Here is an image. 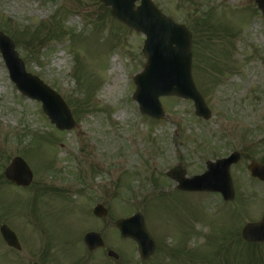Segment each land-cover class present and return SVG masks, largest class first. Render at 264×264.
Segmentation results:
<instances>
[{
    "label": "rangeland",
    "instance_id": "374dc122",
    "mask_svg": "<svg viewBox=\"0 0 264 264\" xmlns=\"http://www.w3.org/2000/svg\"><path fill=\"white\" fill-rule=\"evenodd\" d=\"M150 1L192 36L193 84L208 121L173 97L160 100L163 120L139 113L133 78L145 63L144 37L112 20L99 0H0V33L75 123L56 131L40 104L18 94L0 56V226L24 249L0 239V264H25L28 252L39 264H140L135 245L114 227L138 212L157 249L145 264H264V243L253 248L240 237L264 215V182L247 171L251 162L264 166V17L254 0ZM34 29L42 44L24 34ZM113 57L117 70L109 74ZM233 152L241 158L230 168V203L181 193L166 176L179 167L189 180ZM15 157L33 174L26 189L4 180ZM96 205L105 219L93 217ZM89 232L102 249L88 253Z\"/></svg>",
    "mask_w": 264,
    "mask_h": 264
},
{
    "label": "water",
    "instance_id": "95a60500",
    "mask_svg": "<svg viewBox=\"0 0 264 264\" xmlns=\"http://www.w3.org/2000/svg\"><path fill=\"white\" fill-rule=\"evenodd\" d=\"M140 2L135 8V2ZM105 8L110 9L111 17L129 29L146 37L143 53L146 64L141 74L136 75V86L133 100L138 104L139 112L152 119L164 118L159 104L160 97L172 95L182 100H191L195 114L203 120L210 118V113L204 101L197 94L191 79V37L182 26L175 25L170 19L163 17L149 0H100ZM258 9L264 17V0H255ZM0 53L5 61L10 80L17 90L27 99L40 102L42 111L51 124L59 131L71 130L74 123L61 99L38 79L25 73L23 63L14 52L12 43L0 34ZM239 156L231 155L227 160L215 164L207 163V172L201 177L185 180L179 169L168 174L171 180L177 182V190L182 192H211L222 195L224 201H231L233 188L229 177V166L237 163ZM250 176L264 181V168L256 163L248 167ZM5 179L11 184L26 188L32 182V173L20 158H15L4 171ZM96 218H105L106 210L96 206L93 210ZM140 214L115 223L122 239H129L137 244L138 255L142 261L149 260L155 254L156 246L147 234L145 224ZM0 235L6 245L15 250L20 246L15 235L6 227L0 228ZM242 239L249 243L264 242V217L257 225H247L242 230ZM84 244L89 252L103 246L97 234L84 237ZM108 257L117 259L109 252Z\"/></svg>",
    "mask_w": 264,
    "mask_h": 264
},
{
    "label": "trees",
    "instance_id": "16d2710c",
    "mask_svg": "<svg viewBox=\"0 0 264 264\" xmlns=\"http://www.w3.org/2000/svg\"><path fill=\"white\" fill-rule=\"evenodd\" d=\"M32 31V33H31ZM25 35H28L31 38V42H37L38 44H42V39H40L39 31L37 29L34 30H25ZM45 36V35H44Z\"/></svg>",
    "mask_w": 264,
    "mask_h": 264
},
{
    "label": "bare ground",
    "instance_id": "6f19581e",
    "mask_svg": "<svg viewBox=\"0 0 264 264\" xmlns=\"http://www.w3.org/2000/svg\"><path fill=\"white\" fill-rule=\"evenodd\" d=\"M117 62V59H116V57H113L112 59H111V63H112V65H111V69H110V71H109V74H111V73H113L114 71H116L117 69H116V66H115V63ZM121 81V77H117L116 79H115V81H114V83H113V86H116V83L117 82H120ZM124 116L123 115H121L119 118H123Z\"/></svg>",
    "mask_w": 264,
    "mask_h": 264
},
{
    "label": "flooded vegetation",
    "instance_id": "af4514ba",
    "mask_svg": "<svg viewBox=\"0 0 264 264\" xmlns=\"http://www.w3.org/2000/svg\"><path fill=\"white\" fill-rule=\"evenodd\" d=\"M25 264H36V259L34 257H30L29 252L22 256ZM38 264V263H37Z\"/></svg>",
    "mask_w": 264,
    "mask_h": 264
}]
</instances>
